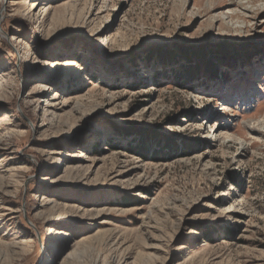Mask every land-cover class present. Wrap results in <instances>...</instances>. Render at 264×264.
<instances>
[{
  "label": "rangeland",
  "instance_id": "obj_1",
  "mask_svg": "<svg viewBox=\"0 0 264 264\" xmlns=\"http://www.w3.org/2000/svg\"><path fill=\"white\" fill-rule=\"evenodd\" d=\"M0 264H264V0H0Z\"/></svg>",
  "mask_w": 264,
  "mask_h": 264
},
{
  "label": "trees",
  "instance_id": "obj_2",
  "mask_svg": "<svg viewBox=\"0 0 264 264\" xmlns=\"http://www.w3.org/2000/svg\"><path fill=\"white\" fill-rule=\"evenodd\" d=\"M180 53L181 54H183V55H185V53L183 52V51H180ZM187 57V56H186ZM249 57V56H248ZM175 58V56H172L171 57V60H173ZM199 58L201 59V60H205V61H203L204 62V64H205V66H207L208 67V70H207V73H209L210 74V76L211 77H214V76H216V74H217V71H216V68H215V66H214V64H213V60L212 59H210V57L209 56H205V55H201V56H199ZM187 60H188V57L186 58ZM188 64H190L189 66H188V68H186L184 71H185V73L187 74V75H190V73L193 75V76H195V67H193V64H192V62H191V60H189V62H188Z\"/></svg>",
  "mask_w": 264,
  "mask_h": 264
},
{
  "label": "bare ground",
  "instance_id": "obj_3",
  "mask_svg": "<svg viewBox=\"0 0 264 264\" xmlns=\"http://www.w3.org/2000/svg\"><path fill=\"white\" fill-rule=\"evenodd\" d=\"M232 3H233V1H231ZM245 10H247V11H250V12H253L251 9L249 10V9H245ZM249 100V99H248Z\"/></svg>",
  "mask_w": 264,
  "mask_h": 264
}]
</instances>
